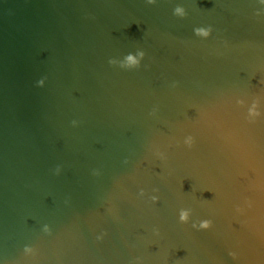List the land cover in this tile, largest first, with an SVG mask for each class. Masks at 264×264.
<instances>
[{
  "label": "water",
  "instance_id": "95a60500",
  "mask_svg": "<svg viewBox=\"0 0 264 264\" xmlns=\"http://www.w3.org/2000/svg\"><path fill=\"white\" fill-rule=\"evenodd\" d=\"M0 264H264V0H0Z\"/></svg>",
  "mask_w": 264,
  "mask_h": 264
}]
</instances>
